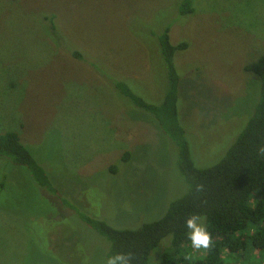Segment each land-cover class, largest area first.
<instances>
[{"label":"rangeland","instance_id":"rangeland-1","mask_svg":"<svg viewBox=\"0 0 264 264\" xmlns=\"http://www.w3.org/2000/svg\"><path fill=\"white\" fill-rule=\"evenodd\" d=\"M182 1L0 0V134H18L49 181L0 158V264H107L111 244L85 217L137 230L184 195L177 145L116 89L162 104L165 27L189 45L175 63L196 162L233 145L253 100L244 67L264 56V0H194L186 17Z\"/></svg>","mask_w":264,"mask_h":264},{"label":"trees","instance_id":"trees-1","mask_svg":"<svg viewBox=\"0 0 264 264\" xmlns=\"http://www.w3.org/2000/svg\"><path fill=\"white\" fill-rule=\"evenodd\" d=\"M193 13L194 0H183L179 15ZM171 28L165 27L156 34L157 40L154 38L168 71L162 104H147L124 83H116V89L153 115L165 136L177 145L185 193L170 204L163 218L137 230L115 229L89 216L85 221L111 244L109 259L122 256L124 264H151L153 254L164 244L167 248L161 264H264V56H252L244 67L254 82V88L249 89L253 100L245 127L221 159L201 168L194 158L186 125L181 122L185 102L181 96L182 77L175 63L189 45L173 44ZM72 57L82 59L77 52ZM131 157L127 152L122 161L128 163ZM0 158L8 160L15 171L23 168L40 184L49 185L45 170L15 132L0 134ZM113 172L116 173L115 168ZM193 215L203 218L211 241L208 249H193L187 239L185 221Z\"/></svg>","mask_w":264,"mask_h":264},{"label":"clouds","instance_id":"clouds-1","mask_svg":"<svg viewBox=\"0 0 264 264\" xmlns=\"http://www.w3.org/2000/svg\"><path fill=\"white\" fill-rule=\"evenodd\" d=\"M187 239L193 249H208L210 246V237L203 225V218L197 215L191 216L185 221ZM125 258L116 256L108 260L107 264H124Z\"/></svg>","mask_w":264,"mask_h":264}]
</instances>
